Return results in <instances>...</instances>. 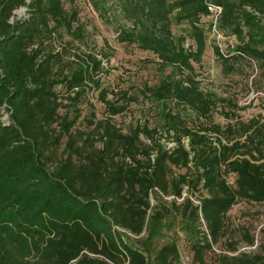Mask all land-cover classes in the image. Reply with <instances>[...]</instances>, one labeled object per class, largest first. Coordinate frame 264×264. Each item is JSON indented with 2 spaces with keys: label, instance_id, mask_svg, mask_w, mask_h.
<instances>
[{
  "label": "trees",
  "instance_id": "16d2710c",
  "mask_svg": "<svg viewBox=\"0 0 264 264\" xmlns=\"http://www.w3.org/2000/svg\"><path fill=\"white\" fill-rule=\"evenodd\" d=\"M115 1L133 23L117 39L153 53L165 70L140 88L163 106L160 125L124 131L114 121L138 99L96 77L111 54L87 42L76 0H0V264H176L174 242L150 259L118 230L143 232L153 189L195 225L194 260L204 264L203 248L221 238L236 201L264 203V120L226 111L230 120L215 122L219 104L239 106L203 91L194 67L206 44L199 23L219 6L218 32L237 40L228 50L214 44L221 72L247 62L264 78V0ZM179 24L194 48L174 34ZM89 93L104 106L101 118ZM263 245L219 264H264Z\"/></svg>",
  "mask_w": 264,
  "mask_h": 264
},
{
  "label": "rangeland",
  "instance_id": "374dc122",
  "mask_svg": "<svg viewBox=\"0 0 264 264\" xmlns=\"http://www.w3.org/2000/svg\"><path fill=\"white\" fill-rule=\"evenodd\" d=\"M115 2V0H97L98 6H95L91 0H76L75 2L79 9L80 20L85 25L89 45L95 44L97 48H102L101 50L111 54L109 60L102 61V69L96 77L103 86L119 87L136 95L137 101L132 102L124 113L114 116V121L124 131L136 122H148L150 126L160 125V112L163 106L160 108V104L153 103L149 97L140 92V88L145 83L155 82L165 70H162L158 58L153 53L140 50L134 44L120 42L117 39L119 32L123 28H131L133 23L118 11ZM23 11L24 8L16 9L14 15L19 16ZM210 11L211 14L202 17L199 23L205 30L206 44L201 62L194 64L196 78L203 91L212 92L217 98L235 99L239 106V109L234 108L233 110L219 104L213 111V119L224 125L230 120L222 115L227 111L229 114L237 115L241 120H248L251 117L264 120V78L259 75L254 64L247 62H241L236 71L229 75L221 72L218 59L213 52L214 44L222 50H228L236 44L237 40L232 35H223L218 32L214 13ZM211 21L214 23L212 27L209 26ZM187 27L186 24L173 25V32L175 35L184 36V47L192 49L195 45L188 37ZM167 70L169 69H166V72ZM88 100L93 104L96 116L98 118L104 116V106L96 99L94 93L93 95L88 94ZM85 112H87L86 109H84ZM184 114L189 117L187 112ZM184 142L187 144L185 139ZM227 181L232 183L233 176L227 175ZM186 194L185 192L184 195ZM193 198L191 197L195 202ZM172 201V197H166L156 189L151 190L150 208L147 211V221L143 232L135 235L119 228L121 239L127 245L142 250L150 259L163 244L172 241L178 250L176 264H199L198 260H194L192 250L196 227L180 216L178 210L181 209L173 206ZM180 202L181 198L176 200V205ZM199 227L205 230L203 221ZM245 234L253 237V244L246 241ZM263 243L264 203L239 198L225 215L221 238L216 243L210 242V248H203V263L219 264V258L224 254L234 255L239 252L255 254L259 252L260 244ZM231 246H234L236 250H230ZM121 258L123 259V256ZM110 264L117 263L110 262Z\"/></svg>",
  "mask_w": 264,
  "mask_h": 264
},
{
  "label": "built area",
  "instance_id": "2783aa9c",
  "mask_svg": "<svg viewBox=\"0 0 264 264\" xmlns=\"http://www.w3.org/2000/svg\"><path fill=\"white\" fill-rule=\"evenodd\" d=\"M208 8H209V10H212V12L214 13L215 19H216V17L219 14L221 8L219 6H208ZM1 119L6 121V114H3Z\"/></svg>",
  "mask_w": 264,
  "mask_h": 264
}]
</instances>
